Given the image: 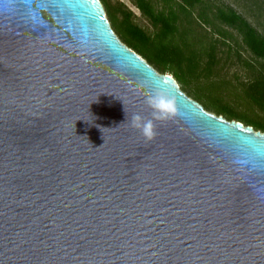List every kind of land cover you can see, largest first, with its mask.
Returning a JSON list of instances; mask_svg holds the SVG:
<instances>
[{"label": "water", "instance_id": "obj_1", "mask_svg": "<svg viewBox=\"0 0 264 264\" xmlns=\"http://www.w3.org/2000/svg\"><path fill=\"white\" fill-rule=\"evenodd\" d=\"M160 89L177 114L145 141ZM0 264H264V131L207 111L100 0H0Z\"/></svg>", "mask_w": 264, "mask_h": 264}, {"label": "trees", "instance_id": "obj_2", "mask_svg": "<svg viewBox=\"0 0 264 264\" xmlns=\"http://www.w3.org/2000/svg\"><path fill=\"white\" fill-rule=\"evenodd\" d=\"M100 1L111 28L124 44L140 54L158 72L165 73L167 70L173 72L174 78L184 84L190 82L189 76L194 78L199 76L198 66L203 55L199 59H192L183 55L181 48L172 43L171 38L177 24L192 17L199 26L208 25L217 35L222 36L223 42L231 38V34L222 28L221 24L235 28L241 34L246 47L261 60L258 67L247 62L248 66L254 69V76L247 87L250 92L248 97L260 107H264V35L231 6L216 5L213 8L203 0H161V6L158 7L156 0H130L156 27L155 32L150 34L133 21V12L123 2ZM216 43L217 38H211L206 47L208 49L204 55L208 59L205 66L207 69L216 63ZM167 54H170V61L166 60ZM183 63L188 64L187 68L182 66ZM208 74L209 72H206L205 75ZM194 99L199 100L196 96ZM217 114L224 113L219 111ZM226 117L228 120L236 119L246 125H252L255 130L264 131L263 122L244 121L233 114Z\"/></svg>", "mask_w": 264, "mask_h": 264}, {"label": "rangeland", "instance_id": "obj_3", "mask_svg": "<svg viewBox=\"0 0 264 264\" xmlns=\"http://www.w3.org/2000/svg\"><path fill=\"white\" fill-rule=\"evenodd\" d=\"M119 1L131 9L133 21L136 24L141 26L147 33L153 34L155 32L156 27L130 0ZM203 1L213 8L216 5L231 6L264 35V0ZM156 2L158 7H160L161 0H156ZM221 26L231 34V38L224 42L222 36L217 35L208 25L199 26L192 17H188L177 24V28L171 38L172 43L181 48L183 55L192 57V59H199V57L203 56L198 66L200 74L197 78L190 77L187 74L190 81L187 84L176 80L180 88L189 97L194 99L196 96L199 99L198 101L209 112L215 114L219 111L223 112L224 114L222 115L226 119H228L226 115L233 114L244 121L253 120L264 123V107H260L248 97L250 92L247 87L254 76V69L250 68L248 63L250 62L254 67H258L261 60L255 57L246 47L242 41L241 34L235 28L224 24H221ZM211 38H217L215 49L216 63L213 67L207 69L205 66L208 59L204 54H206L208 49L206 47ZM166 60L170 61V54H167ZM183 64L182 66L187 68L188 64ZM206 72H209L207 76L205 75ZM165 73L174 76V73L168 70Z\"/></svg>", "mask_w": 264, "mask_h": 264}, {"label": "clouds", "instance_id": "obj_4", "mask_svg": "<svg viewBox=\"0 0 264 264\" xmlns=\"http://www.w3.org/2000/svg\"><path fill=\"white\" fill-rule=\"evenodd\" d=\"M145 104L151 110L148 117L140 113L127 114L128 126L138 131L145 141H151L156 136V123L167 122L177 114L174 98L160 89H155L145 99Z\"/></svg>", "mask_w": 264, "mask_h": 264}]
</instances>
